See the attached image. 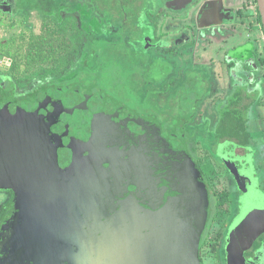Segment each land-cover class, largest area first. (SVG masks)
<instances>
[{
	"label": "water",
	"instance_id": "obj_1",
	"mask_svg": "<svg viewBox=\"0 0 264 264\" xmlns=\"http://www.w3.org/2000/svg\"><path fill=\"white\" fill-rule=\"evenodd\" d=\"M256 4L264 33V0ZM20 109L15 135L32 146L19 153L21 172L32 168L39 179H49L48 187L60 192L67 221L92 225L88 237L97 239L98 255L89 262L202 264L209 194L182 124L164 136L157 119L138 114L90 81L50 88ZM217 155L241 192L225 250L246 252L264 233V194L252 149L226 141ZM72 227V235L80 237V228Z\"/></svg>",
	"mask_w": 264,
	"mask_h": 264
},
{
	"label": "rangeland",
	"instance_id": "obj_2",
	"mask_svg": "<svg viewBox=\"0 0 264 264\" xmlns=\"http://www.w3.org/2000/svg\"><path fill=\"white\" fill-rule=\"evenodd\" d=\"M67 1L42 0V5L46 9H61L60 19L52 15L41 18L38 13H31L26 19L22 13L12 16L13 9L19 8V0H0V84L6 82V86L15 88L19 95H26L47 84L59 82L79 69L87 52L86 38L89 35L82 30L78 14L69 12L62 6ZM192 1L183 0L179 6H177V0H122L120 2L130 7L135 13L130 15L132 23L126 26L129 36L133 38L132 47L150 54L149 59H144L141 53L136 57L133 52L132 64L127 65L136 86H132V89L140 95L139 91L143 94L145 86L148 85L147 87L153 93L155 85H160L168 75L170 78L174 76L173 79L179 83L176 84L173 79H168L169 81L161 86L158 100L163 105L159 106L155 102H150L148 105L151 108H149L147 104L136 100L135 94L131 91H129L131 93L127 92L126 87L122 85L123 81L118 78L112 80V77L108 75L105 77L103 72L101 76L94 77L95 81L85 79L84 82H96L113 98L137 112L146 114L150 110L154 109L155 112L158 110L159 121L163 125L168 124L167 121H169L167 126L169 128L166 129L174 126L178 117L188 115L191 107V102L179 95L177 103L179 107H183L182 111L177 113L175 109L171 111L175 107L174 102H170V110L165 111L169 91L178 90L177 85L180 84L188 86V81L193 84L192 92L199 96L200 81L206 83L207 94L197 107L190 127H186L190 145L195 148L199 166L214 194V207L208 222V234L200 250V258L203 264H264V244L253 252V258L251 253L248 254V258L245 257V252L238 251L230 255L224 253L223 238L233 217L236 194L234 182L227 174L224 165L216 158L214 146L211 143L215 145L218 141L212 133L219 119L217 108L219 111L222 110L224 104L217 103L225 98L227 91L223 90V83L217 84L220 79L218 76L223 70H219V74L218 70L216 72L212 69L210 61L202 58L201 49L202 52L193 53L196 40L190 36L186 37L190 35L189 32L183 33L184 37H179L183 32L180 24L186 23L178 22L179 19H186L190 11L189 5L194 6V2L198 3L197 1L201 0ZM116 2L117 0H102L100 5L104 10L111 12L118 7ZM245 3L247 4L244 11L246 23L242 26V31L243 37L245 38L246 35V38L242 41L247 39L249 44L257 47L261 55L264 51V35L259 25L255 23L253 0H245ZM24 12H27L26 9ZM165 14L169 16L179 14V19L173 20L170 17L167 19ZM201 15H203L202 19ZM223 20V3L222 0H218L210 3L205 14L199 15L196 25L198 28L206 29L205 31L209 34L210 31L221 29L220 24ZM151 38L158 40L150 42ZM116 50L120 51V47ZM141 61L143 64H140ZM114 73L117 74L116 71ZM257 78L264 80V69H259ZM244 79L250 85L253 77ZM170 82L172 83L168 89L166 84ZM142 97L149 99V96L141 95ZM254 105L251 106L250 112H245L242 116H247L246 129L256 143L253 163L256 174L260 175L264 185V108H262L264 104L260 111H255Z\"/></svg>",
	"mask_w": 264,
	"mask_h": 264
},
{
	"label": "flooded vegetation",
	"instance_id": "obj_3",
	"mask_svg": "<svg viewBox=\"0 0 264 264\" xmlns=\"http://www.w3.org/2000/svg\"><path fill=\"white\" fill-rule=\"evenodd\" d=\"M77 1H80V4H83V6H87L88 4H90V6L95 5L94 7L98 9V13H96L97 17L101 15L100 12L102 10L100 9L102 8V6L100 5V2L102 0H77ZM121 1L122 0H117L116 3L118 7L116 10L111 11V12L108 11L107 9L105 10L116 21V23L112 24V27L120 29L124 21V26H123L124 32L129 37L127 40L128 48L130 49V51H132V53L134 52L136 57L139 56L141 53L144 59H147V58L149 59L150 54H147L145 51L142 52L140 50H137L136 48L134 49L132 47V44H134L133 38L129 36L128 34L129 31H127L126 26L129 23H132V18L130 17V15H134L135 13L130 7H126V5L120 4ZM197 2L198 3L194 2L195 4L194 6L189 5L190 11L187 17V18H190L192 14H197L196 20L192 21V23L188 22V24H190L188 27H186L184 24H182L183 27L181 26L183 30L182 33L189 32L190 35H187L186 37L190 36L192 37V39H195L196 33L199 32L198 31L199 28L196 25L197 16L198 14L200 15L201 13L204 12L203 0L197 1ZM181 3H183V0H177V6H179V4ZM222 3H223L224 11L234 12L235 15L233 16V18L235 20L238 19V22L242 26L245 25L246 13H244V11L247 5L245 3V0H222ZM253 5L255 6V16H256L255 23L259 25V27L261 28V32L264 35L262 27H261V22L259 23L258 21L259 13L257 9V4L254 3V0H253ZM190 6H191V9H190ZM227 6L229 8H227ZM19 13L21 12L19 11ZM31 13H37V12H30L29 15ZM165 17L167 19L170 17L173 20H178L179 14L174 15V16L172 15L169 16L168 14H165ZM183 20L179 19L178 22H182ZM182 37L184 36L182 35ZM157 40L158 39L156 38H151L150 42H157ZM247 48L250 49L251 54L253 55L254 58H256L255 64H254L255 68L259 67L258 71L261 68L264 69V51H262L260 55L256 46L250 45ZM194 50H196V48ZM194 52L195 51H193V53ZM154 59H157V58H154ZM259 59L263 61V64H259L258 62ZM140 64H143L142 61ZM212 65L213 63L211 64V68L214 69L215 67L214 66L212 67ZM219 70H223V66L219 67L218 73H219ZM215 71L217 72V70ZM222 73H224V70L222 71ZM173 78L174 76L170 78V75H168L165 81L160 83V85L159 84L155 85L156 88L153 89L155 90L153 91V93L160 94L161 86ZM83 81L84 80H80L75 83H71L67 85H51V84H54V83H51V84L42 86L38 88L37 90H34L31 93H28L26 95H19V93H17L15 88L7 87L6 82H3L2 84H0V198L2 199L0 200V264H93V262L88 261V258L89 259L97 258V255H98V246L96 244L97 239L95 237H88L89 231L87 230V228L91 227L92 225L90 223L87 224L86 222L72 223L70 221H67L66 217H64L66 216V213H65L66 208L60 203V199H59L60 192L59 190H51L48 187V185H50L48 181L49 179L47 178V180L45 181L39 179L40 178L39 175H36L35 173L30 171L32 168H29L25 174L21 172L24 169L25 164L23 165V163L19 161V153L25 152L27 147L30 149L32 148V146L30 145L27 146L25 141L22 142L19 139V136L15 135V134H19L18 121H19V116L21 115V109H20L21 103L25 101H28V103L29 102L36 103V101L40 99V97L42 98V96H44L45 93L50 88L66 87V86L76 84L79 82H83ZM173 81L174 83L179 84L175 79H173ZM91 82L97 84L96 82H93V81ZM200 82H201V94L199 93V96L192 92L193 84L189 83L188 81H187L188 86H185L184 84L182 85L180 84V85H177V87L179 88L178 90L174 89V90L169 91L170 93L167 97L168 101H166V103L168 104L166 105V108L164 107V110L165 111L170 110V102H174L175 107L171 111H173L174 109L176 113L179 111H182L183 107H179L177 103V99H178L177 96L179 95L184 96L187 100H190V101H194L195 99L200 98L202 96V98L200 99V102H198V104L196 105L193 113H191V115L188 114L185 116H181L182 119L181 117H178L174 125H176L177 123H180L184 126L187 148L194 162L199 167L203 175L207 190H208V194H209L208 220H207L206 227L204 229V231L207 229V234H208V222L210 220L211 211L214 207V194L212 193V190L210 186L208 185V181L199 166V163L195 156V148L190 145V142L186 135V127L188 128L190 127L189 125L192 122V119H193V116L195 115L197 107L200 105V103L202 102V100L205 98L207 94L206 85H205L206 83L202 81ZM171 83L172 82L166 84V88L170 89L169 85ZM147 86H145V89L150 90ZM179 90H182V91L179 92ZM225 90L227 91L225 97H227L228 88H226ZM242 95H243L242 89H237L234 93L230 95L231 97L228 98V100L225 101V98H224L221 101L219 100L217 104H221V103L224 104V107L222 108L223 110L224 108H227L229 104L231 105V101H233V97L237 100L235 105L238 104L239 100L237 97L242 98ZM158 99H159V95H158V98H154L152 99V101L157 103L159 106L163 105V103L161 104L159 103L160 100ZM243 102L244 101H242L240 106L239 104L238 106L236 105L235 107H233L232 105V108H234L237 114L240 113L238 116L244 121V128L246 132L249 134L250 132H248L246 129L247 116L243 117L242 114L245 112L246 113L250 112L251 106L255 104L256 100H252L251 97H247L244 104ZM167 107L169 109H167ZM129 108L132 109V107H129ZM132 110L137 112L134 109ZM222 110L219 111V109L217 108L219 119H220V112ZM157 112L150 110V112L146 114L140 113V112H137V113L144 115V116L153 117L159 121V119L157 118L158 116ZM163 115L165 116V114ZM184 117L188 119V123L186 124V126L181 122V120L183 121ZM169 118L171 119V117ZM218 121L216 122L215 128L212 133L213 137H217L216 128H217ZM159 123L161 125L164 136H167L168 132L174 127L172 126L170 129H166V128H169L167 127L169 124V121H167L168 124L166 125H163L160 121ZM217 140H218L217 144L214 145V143H211L214 146L215 156L224 165L227 174L232 178L234 182V187H235L234 190L236 194L235 196L236 205H235V210L233 212V217L228 225V228L223 238L224 253L227 255L226 250H225L226 237H227L228 230H229L231 223L233 222V220L239 213V205H240L239 198L241 196V192L237 189V185H236L233 175L229 172L223 160L217 155V149L220 144L226 141H232L239 146L251 148L252 153H253V161H254V150H256L255 148L256 143L254 142V138L251 136H250V140L245 144H241L237 140L230 139V138L219 139L217 137ZM28 166H31V165H28ZM254 169H255V175L258 180L259 189L264 194L263 181L260 175L256 174L255 166H254ZM46 170L49 171L50 173L49 169H46ZM47 176L51 177L49 175ZM47 187L49 189H47ZM210 196H211V199H210ZM62 217L65 218V220L63 219L61 220ZM72 225L80 228V237L76 238L72 235L73 234L71 232V228H73ZM68 227H70V230H68ZM262 244H264V233L255 241V243L250 249L246 250V252L244 253L245 257L248 258L249 257L248 254L251 253L252 255L251 258H253L254 257L253 252L257 250L259 247H261ZM201 249L202 248H200V250ZM199 257H200V251H199Z\"/></svg>",
	"mask_w": 264,
	"mask_h": 264
},
{
	"label": "trees",
	"instance_id": "obj_4",
	"mask_svg": "<svg viewBox=\"0 0 264 264\" xmlns=\"http://www.w3.org/2000/svg\"><path fill=\"white\" fill-rule=\"evenodd\" d=\"M254 3L256 4V0H254ZM62 6H64V9H67L69 12L78 14L82 30L89 35L86 38L88 48L79 69L75 70L65 79L51 85H67L85 79H92L95 81L94 77L101 76V72H103L105 77L108 75L109 77H112V80L118 78L123 81L122 85L126 87L127 92L131 91L135 94L136 100L138 99L142 104L148 105L150 102L153 103L154 101H152V99L158 98V93L154 94L151 93L150 90L145 89L143 94L139 91V95L132 89V86H136L131 78L132 75H130L127 65L132 64L133 53L127 46V40L129 37L124 32V21L121 28L117 29L112 27V24L116 23L115 19L102 8L100 9L102 10L101 12L99 10L101 15L97 17L96 13H98V9H96L93 5L90 6V4L83 6V4H80V1L68 0L67 2H64ZM15 9L16 7L13 9L14 11L12 10V16L17 15L20 11L26 19L28 18L30 12H37L41 18L50 15L56 17L57 19L61 18V9H46L42 5V0H19V8ZM25 9L27 12H24ZM258 21L260 23L259 14ZM117 47H120L121 53H118L120 51L116 50ZM258 62L259 64H263V61L260 59ZM115 71L117 73L116 75L114 73ZM111 73L114 74L111 76ZM141 95L146 97L149 96V99H143V97L141 98ZM201 98L202 96L194 101L187 100L191 102L188 114L191 115V113H193ZM235 103V101H231V105L229 104L227 108H224L220 112L216 135L219 139L230 138L237 140L241 144H245L250 140V136L244 128V121L237 115L234 108H232V105L235 107ZM149 108H151V106H149ZM181 122L186 126L188 119L184 117ZM206 235L207 229L203 233L200 248L204 245Z\"/></svg>",
	"mask_w": 264,
	"mask_h": 264
},
{
	"label": "crops",
	"instance_id": "obj_5",
	"mask_svg": "<svg viewBox=\"0 0 264 264\" xmlns=\"http://www.w3.org/2000/svg\"><path fill=\"white\" fill-rule=\"evenodd\" d=\"M215 1L218 0H203V14L206 13L207 7L210 6V3H215ZM227 8L229 7L227 6ZM196 15L197 14H192L190 18L183 21L186 23H192V21L196 20ZM223 15L224 24L223 22L220 24L222 25L221 29L212 32L208 31V34L207 31H205L206 29L199 28V32L196 33L195 37L196 41L194 49L196 48V50L194 51L200 52L202 50V58L209 60L211 64L213 63L212 67L214 66L215 70H218L219 67L223 66L224 73L218 76L220 79L217 84L220 85L223 83V90L228 88V95L225 97V101L228 100V98L231 97L230 95L237 89H242V98L237 97L239 100V106L242 101L245 102L247 97H251L252 100H256L254 110L260 111L261 106L264 104V80L261 78L258 80L257 78L259 67L255 68L254 64L256 58L253 57L250 49L247 48L252 44H249L247 39L242 41L244 38V32L242 31V25L238 22V19L235 20L233 18L235 15L234 12H227L223 9ZM201 16L202 19L203 15ZM198 19L199 14L197 16V20ZM186 23H184V25L188 27L190 24ZM182 35L183 33L181 34V37ZM246 77H253L250 85L246 83V80L244 79ZM217 92L220 93L218 89ZM233 101L237 102L234 97ZM238 104L236 105L238 106Z\"/></svg>",
	"mask_w": 264,
	"mask_h": 264
}]
</instances>
